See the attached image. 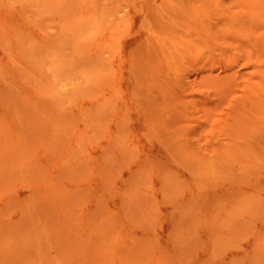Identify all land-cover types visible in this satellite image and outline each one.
Masks as SVG:
<instances>
[{
    "label": "rangeland",
    "instance_id": "rangeland-1",
    "mask_svg": "<svg viewBox=\"0 0 264 264\" xmlns=\"http://www.w3.org/2000/svg\"><path fill=\"white\" fill-rule=\"evenodd\" d=\"M0 264H264V0H0Z\"/></svg>",
    "mask_w": 264,
    "mask_h": 264
},
{
    "label": "bare ground",
    "instance_id": "bare-ground-1",
    "mask_svg": "<svg viewBox=\"0 0 264 264\" xmlns=\"http://www.w3.org/2000/svg\"><path fill=\"white\" fill-rule=\"evenodd\" d=\"M41 63L43 69L50 70V80L52 81L55 89L62 93L73 92L78 87L76 77H61L50 65Z\"/></svg>",
    "mask_w": 264,
    "mask_h": 264
}]
</instances>
